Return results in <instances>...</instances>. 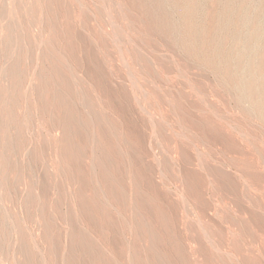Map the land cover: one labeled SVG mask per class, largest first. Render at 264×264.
<instances>
[{"label": "rangeland", "instance_id": "1", "mask_svg": "<svg viewBox=\"0 0 264 264\" xmlns=\"http://www.w3.org/2000/svg\"><path fill=\"white\" fill-rule=\"evenodd\" d=\"M262 100L264 0H0V264H264Z\"/></svg>", "mask_w": 264, "mask_h": 264}, {"label": "bare ground", "instance_id": "2", "mask_svg": "<svg viewBox=\"0 0 264 264\" xmlns=\"http://www.w3.org/2000/svg\"><path fill=\"white\" fill-rule=\"evenodd\" d=\"M158 5V4H157ZM193 23V22H192ZM221 23V22H220ZM261 23V22H260ZM259 24V23H258ZM263 27V26H262ZM258 29V28H257ZM255 31V30H254ZM261 31V30H260ZM258 35V34H257ZM256 39H257V37H256ZM255 39V40H256ZM263 42V41H262ZM257 44V43H256ZM251 48V47H250ZM256 48V47H255ZM256 50V49H255ZM259 50V49H258ZM251 51H252V49H251ZM247 52V51H246ZM246 52H245V54H246ZM248 53L250 54V51H248ZM252 53V52H251ZM256 53V52H255ZM257 54H258V52H257ZM245 58V57H244ZM251 58V57H250ZM245 60H247V59H245ZM251 60V59H250ZM254 61V60H253ZM244 62V61H243ZM244 64V63H243ZM249 65V64H248ZM257 66V65H256ZM257 70V69H256ZM239 71V70H238ZM238 75H239V73H238ZM253 75V74H252ZM240 78V77H239ZM238 78V79H239ZM245 78V77H244ZM252 79V78H251ZM250 81V80H249ZM248 86V85H247ZM253 86H255V85H253ZM249 88V87H248ZM253 89H255V88H253ZM252 89V90H253ZM250 90V89H249ZM258 90V89H257ZM259 91V90H258ZM257 95H259V93L257 94ZM260 96V95H259ZM256 101H259V100H256ZM255 102V101H254ZM256 103V102H255ZM257 104V103H256ZM264 107V100H262V101H260L258 104H257V108L260 110V109H262ZM261 112V111H260ZM262 117V116H261Z\"/></svg>", "mask_w": 264, "mask_h": 264}]
</instances>
